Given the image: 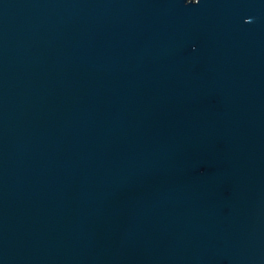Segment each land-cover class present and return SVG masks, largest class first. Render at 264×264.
<instances>
[{
    "label": "water",
    "instance_id": "obj_1",
    "mask_svg": "<svg viewBox=\"0 0 264 264\" xmlns=\"http://www.w3.org/2000/svg\"><path fill=\"white\" fill-rule=\"evenodd\" d=\"M0 264H264V0H0Z\"/></svg>",
    "mask_w": 264,
    "mask_h": 264
}]
</instances>
